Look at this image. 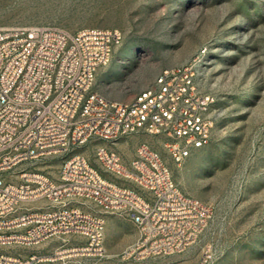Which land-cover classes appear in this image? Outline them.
<instances>
[{"label": "built area", "instance_id": "2783aa9c", "mask_svg": "<svg viewBox=\"0 0 264 264\" xmlns=\"http://www.w3.org/2000/svg\"><path fill=\"white\" fill-rule=\"evenodd\" d=\"M121 39L118 29L100 27L75 33L48 25L0 28V264L104 256L105 220L92 205L138 228L123 257L137 250L141 259L179 253L204 231L211 208L179 189L162 155L147 143L138 145L128 165L98 144L101 171L83 154H66L89 141L147 133L181 163L211 140L214 99L196 83V58L165 68L129 101L93 88L97 70ZM58 156L57 177L37 166ZM73 236L81 243L68 242ZM58 238L62 244L49 254L9 248Z\"/></svg>", "mask_w": 264, "mask_h": 264}, {"label": "rangeland", "instance_id": "374dc122", "mask_svg": "<svg viewBox=\"0 0 264 264\" xmlns=\"http://www.w3.org/2000/svg\"><path fill=\"white\" fill-rule=\"evenodd\" d=\"M38 25L68 33L85 27L121 32L93 85L108 98L132 100L165 68L196 58V83L214 99L211 140L181 163L147 133L114 143L89 141L66 153L85 155L101 171L98 144L118 152L128 165L138 145L147 143L162 155L179 189L211 208L197 240L165 257L141 259L139 250L123 257L138 228L129 218L92 205L105 220V254L74 256L67 264H264V0H0V28ZM62 160L58 156L37 166L57 177ZM81 241L79 236L68 240ZM61 244L58 238L9 248L49 254Z\"/></svg>", "mask_w": 264, "mask_h": 264}]
</instances>
